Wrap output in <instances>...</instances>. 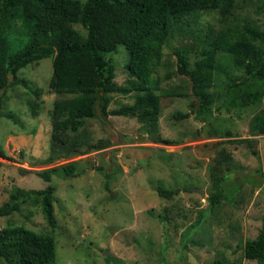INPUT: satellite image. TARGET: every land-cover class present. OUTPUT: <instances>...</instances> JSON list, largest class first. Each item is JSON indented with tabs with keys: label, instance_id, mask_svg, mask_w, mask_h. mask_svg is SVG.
I'll use <instances>...</instances> for the list:
<instances>
[{
	"label": "rangeland",
	"instance_id": "rangeland-1",
	"mask_svg": "<svg viewBox=\"0 0 264 264\" xmlns=\"http://www.w3.org/2000/svg\"><path fill=\"white\" fill-rule=\"evenodd\" d=\"M245 23L264 31V0H221L219 8L200 13L197 22L173 27L153 73L160 80L155 92L161 94L158 134L164 141L155 140L135 117L109 115L107 120L89 118L78 130L87 144L103 139L106 147L87 151L84 144L78 152L70 144L53 147L50 110L63 96L48 88L52 58L21 68L17 77L25 84L8 88L0 109L5 155L0 156V204L12 185L41 189L50 184L57 223L51 230L39 203H24L0 216V228L23 225L53 234L55 264H212L216 258L256 264L244 258L242 244L258 235L264 218V189L256 184L258 179L264 182V133L251 129L255 115L264 118V99L225 109L218 97L222 86L216 83L210 88L215 95L212 114L200 119L190 79L175 72L173 54L178 46L202 48L209 27ZM72 26L85 34L80 24ZM8 36L12 50L28 40L19 22ZM259 45L264 52V42ZM105 56L114 64V80L126 83L127 49L119 44ZM226 70L229 76L240 74ZM136 93H107L108 108L131 103ZM33 102L38 105L34 114ZM225 131L230 136H223ZM70 163L74 170L68 174L64 166ZM211 168L228 179L226 198L212 207L208 197L216 180ZM44 169H49L50 180L39 174ZM234 182L239 188L229 191ZM156 186L177 192L162 197Z\"/></svg>",
	"mask_w": 264,
	"mask_h": 264
},
{
	"label": "trees",
	"instance_id": "trees-1",
	"mask_svg": "<svg viewBox=\"0 0 264 264\" xmlns=\"http://www.w3.org/2000/svg\"><path fill=\"white\" fill-rule=\"evenodd\" d=\"M220 5L221 0H0V109L6 90L15 84H25L17 77V72L32 62L51 57L48 88L63 96L53 101L50 110L53 147L70 144L75 147L73 152H78L84 144L87 151L106 147L108 142L103 139L87 144L86 135L78 130L89 118L107 120L109 115L135 117L155 140L164 141L158 134L161 94L155 92L160 89V80L153 76L161 61L163 46L176 24L195 23L200 13ZM16 22L21 25L22 36H27L28 40L12 50L8 35ZM74 23L85 29L84 35L73 28ZM206 37L208 40L200 49L184 46L173 49L175 72L190 79L191 93L197 99L196 116L206 120L212 114L209 106L215 95L210 88L216 83L222 86L218 97H222L220 105L225 109H242L261 102L264 99V52L259 44L264 42V31L247 23L242 26L224 24L216 29L209 27ZM119 44L129 53L125 64L128 78L124 84L114 80V64L105 56L115 52ZM227 67L240 74L229 76ZM133 91L139 93L132 97L131 103L108 108L107 93ZM40 92L37 90L36 94ZM37 106L36 102L30 103L33 114ZM175 116L186 118L188 115L176 113ZM253 120L251 129L264 133V118L255 115ZM223 134L230 136L227 131ZM0 156H5L1 148ZM64 167L68 174L74 170L73 163ZM211 170L216 180L214 191L208 197L212 207L226 198L228 179L220 178L214 168ZM39 174L50 180L49 169ZM263 183L262 179L256 182L264 189ZM105 184L108 186V178ZM236 188L239 185L234 182L229 191ZM153 189L166 198L177 192L160 186ZM54 190L50 184L41 189L12 185L7 199L0 204V216L12 214L24 203H39L52 230L57 223ZM242 251L244 258L264 264V218L258 235L245 240ZM0 264H55L54 235L23 225L1 227ZM212 264L242 263L216 258Z\"/></svg>",
	"mask_w": 264,
	"mask_h": 264
},
{
	"label": "water",
	"instance_id": "water-1",
	"mask_svg": "<svg viewBox=\"0 0 264 264\" xmlns=\"http://www.w3.org/2000/svg\"><path fill=\"white\" fill-rule=\"evenodd\" d=\"M202 194H203V192H202Z\"/></svg>",
	"mask_w": 264,
	"mask_h": 264
}]
</instances>
